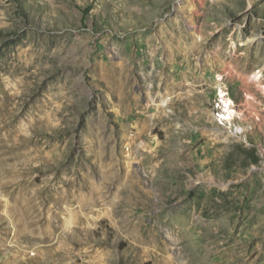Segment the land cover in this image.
<instances>
[{"label":"rangeland","instance_id":"374dc122","mask_svg":"<svg viewBox=\"0 0 264 264\" xmlns=\"http://www.w3.org/2000/svg\"><path fill=\"white\" fill-rule=\"evenodd\" d=\"M0 264H264V0H0Z\"/></svg>","mask_w":264,"mask_h":264},{"label":"bare ground","instance_id":"6f19581e","mask_svg":"<svg viewBox=\"0 0 264 264\" xmlns=\"http://www.w3.org/2000/svg\"><path fill=\"white\" fill-rule=\"evenodd\" d=\"M255 78H257V77H255ZM228 115H229V117L233 116L232 111H229V112H228Z\"/></svg>","mask_w":264,"mask_h":264}]
</instances>
